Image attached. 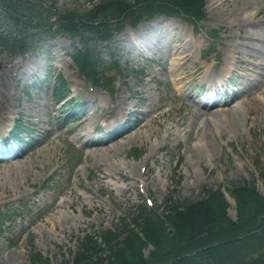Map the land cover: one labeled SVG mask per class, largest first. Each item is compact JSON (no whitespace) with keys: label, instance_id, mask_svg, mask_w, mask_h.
Here are the masks:
<instances>
[{"label":"rangeland","instance_id":"374dc122","mask_svg":"<svg viewBox=\"0 0 264 264\" xmlns=\"http://www.w3.org/2000/svg\"><path fill=\"white\" fill-rule=\"evenodd\" d=\"M100 1L54 3L58 10L85 12ZM201 18L196 30L179 20L164 21L169 28H162L155 22L168 19L161 16L150 23L154 27L126 26L110 50L105 42L106 64L118 62L123 69L122 74L118 68L102 69L112 90L90 87L71 59L68 38L47 41L38 53H12L0 46V121L5 126L0 136L23 115L44 137L22 156L0 160V208L30 205L10 233L0 234V264H34L35 252L49 264H64L80 251L88 233L121 229L147 199L161 211L167 199L193 200L210 188L228 197L225 188L253 182L264 194V0H204ZM209 30L216 31L214 38ZM171 46L177 55L171 56ZM33 74L38 81L47 75L43 88L30 87ZM58 75L66 79L70 98L84 105L76 117H68L70 104L58 105L54 98ZM230 77L250 83L249 93L228 107L201 108L205 100L195 99L194 89L211 79L228 84ZM123 104L128 109L121 113ZM128 112L135 113L131 125L139 120L135 128L112 142L89 146L106 138L97 137L104 128L127 120ZM153 116L159 117L134 135L141 120ZM196 134L209 140L208 148L196 147ZM229 201V214L236 219V203L232 197Z\"/></svg>","mask_w":264,"mask_h":264},{"label":"trees","instance_id":"16d2710c","mask_svg":"<svg viewBox=\"0 0 264 264\" xmlns=\"http://www.w3.org/2000/svg\"><path fill=\"white\" fill-rule=\"evenodd\" d=\"M203 3L102 0L82 12L58 10L54 0H0V46L24 52L47 36L67 34L77 46L82 73L93 84L108 87L109 80L99 71L104 65L100 46L112 41L115 31L159 14L196 22ZM61 82L57 92L63 89ZM230 193L238 205L237 220L228 215L229 205L219 190H206L202 198L183 203L167 201L164 217L142 205L137 216L124 219L121 229L99 236L88 233L80 251L64 264H264V195L254 185L237 186ZM8 215L0 211V234L11 220ZM149 246L153 249L146 256ZM31 257L34 264H49L40 253Z\"/></svg>","mask_w":264,"mask_h":264},{"label":"bare ground","instance_id":"6f19581e","mask_svg":"<svg viewBox=\"0 0 264 264\" xmlns=\"http://www.w3.org/2000/svg\"><path fill=\"white\" fill-rule=\"evenodd\" d=\"M223 2H226V0H223ZM173 70L175 71L176 69H174L173 68ZM150 105H152V104H150ZM128 109V106L126 105V104H123L122 106H119V108H118V110L119 111H122L121 113H124L126 110ZM151 112V110H147L146 111V113L147 114H149ZM159 117V116H158ZM158 117H156L155 118V116L153 117V119L151 118V119H149V120H145V119H142V121H141V124H140V126H139V128L137 129V130H135L134 131V135L138 132V131H140V130H142V129H145L146 128V126H148L149 124H151L152 122H155L157 119H158ZM206 138H208V135L207 134H205L204 135ZM195 139L199 142L198 144H197V148L199 149H201V148H208L209 147V145H208V143H209V140H208V143L200 136V135H195ZM197 151V150H196ZM146 163H148L147 161H146ZM146 165V164H145ZM52 226H55V224H51Z\"/></svg>","mask_w":264,"mask_h":264}]
</instances>
